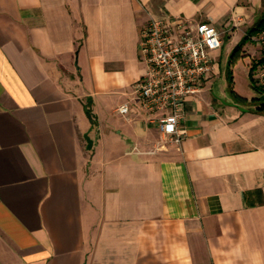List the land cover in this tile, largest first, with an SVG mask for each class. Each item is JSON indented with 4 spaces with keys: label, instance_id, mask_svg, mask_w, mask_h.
I'll return each mask as SVG.
<instances>
[{
    "label": "crops",
    "instance_id": "crops-1",
    "mask_svg": "<svg viewBox=\"0 0 264 264\" xmlns=\"http://www.w3.org/2000/svg\"><path fill=\"white\" fill-rule=\"evenodd\" d=\"M263 14L264 0H0V264H264L257 96L217 97L211 76L177 145L134 93L152 18L247 35Z\"/></svg>",
    "mask_w": 264,
    "mask_h": 264
},
{
    "label": "built area",
    "instance_id": "built-area-1",
    "mask_svg": "<svg viewBox=\"0 0 264 264\" xmlns=\"http://www.w3.org/2000/svg\"><path fill=\"white\" fill-rule=\"evenodd\" d=\"M224 30L208 22H195L184 16L152 18L140 31V57L145 73L134 85L135 98L156 121L165 143L182 144V125L189 96L199 93L215 74V53L223 47ZM251 40L259 44L260 65L255 83L264 89V25ZM118 113L132 112L130 102Z\"/></svg>",
    "mask_w": 264,
    "mask_h": 264
},
{
    "label": "rangeland",
    "instance_id": "rangeland-1",
    "mask_svg": "<svg viewBox=\"0 0 264 264\" xmlns=\"http://www.w3.org/2000/svg\"><path fill=\"white\" fill-rule=\"evenodd\" d=\"M264 17V14H263ZM246 34L241 30L227 31L223 36V48L216 57V72L211 79L212 92L217 97H233L235 95L245 98L262 96L255 83L256 69L251 73L253 62H260L261 52L259 44L253 40L245 43L243 51L232 57L233 51ZM246 48V50H245ZM260 64H258L259 67Z\"/></svg>",
    "mask_w": 264,
    "mask_h": 264
},
{
    "label": "trees",
    "instance_id": "trees-1",
    "mask_svg": "<svg viewBox=\"0 0 264 264\" xmlns=\"http://www.w3.org/2000/svg\"><path fill=\"white\" fill-rule=\"evenodd\" d=\"M263 25H264V19H262L261 21H259L254 27H252L250 29V31L245 36V38L243 39V41L239 45H237L235 47V49L233 51V54H232V57H234L235 54H237L238 52L243 51V47H244L245 43L248 42L251 39V36L252 35L257 34L259 32V30L263 27ZM259 63L260 62H257V61L253 62V65L251 67V73L255 69H257ZM256 88H258L260 90V92L264 91V89L261 88V87H258L257 86ZM233 97L237 101H239V102H243V103L244 102H248L246 99L240 97L239 95H235ZM249 103H251L252 105H256L257 106V109L256 110L264 113V94L262 96H258L256 98H253L251 101H249Z\"/></svg>",
    "mask_w": 264,
    "mask_h": 264
}]
</instances>
